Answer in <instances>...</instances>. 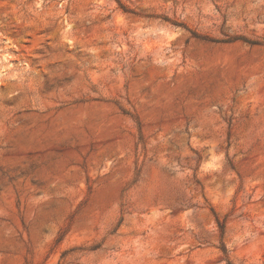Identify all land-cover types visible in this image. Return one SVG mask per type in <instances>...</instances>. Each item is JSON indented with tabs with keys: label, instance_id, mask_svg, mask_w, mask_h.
Masks as SVG:
<instances>
[{
	"label": "rangeland",
	"instance_id": "1",
	"mask_svg": "<svg viewBox=\"0 0 264 264\" xmlns=\"http://www.w3.org/2000/svg\"><path fill=\"white\" fill-rule=\"evenodd\" d=\"M0 264H264V0H0Z\"/></svg>",
	"mask_w": 264,
	"mask_h": 264
},
{
	"label": "trees",
	"instance_id": "2",
	"mask_svg": "<svg viewBox=\"0 0 264 264\" xmlns=\"http://www.w3.org/2000/svg\"><path fill=\"white\" fill-rule=\"evenodd\" d=\"M118 1V0H117Z\"/></svg>",
	"mask_w": 264,
	"mask_h": 264
}]
</instances>
